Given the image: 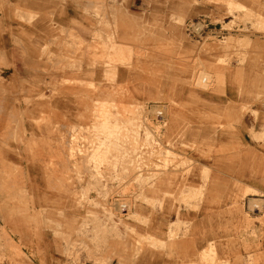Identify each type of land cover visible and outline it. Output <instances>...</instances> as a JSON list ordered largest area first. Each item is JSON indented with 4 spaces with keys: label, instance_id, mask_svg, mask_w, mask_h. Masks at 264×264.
Masks as SVG:
<instances>
[{
    "label": "rangeland",
    "instance_id": "374dc122",
    "mask_svg": "<svg viewBox=\"0 0 264 264\" xmlns=\"http://www.w3.org/2000/svg\"><path fill=\"white\" fill-rule=\"evenodd\" d=\"M41 1L0 0V264H264L254 232L195 228L177 113L230 83L259 118L264 0Z\"/></svg>",
    "mask_w": 264,
    "mask_h": 264
},
{
    "label": "crops",
    "instance_id": "0c3cea01",
    "mask_svg": "<svg viewBox=\"0 0 264 264\" xmlns=\"http://www.w3.org/2000/svg\"><path fill=\"white\" fill-rule=\"evenodd\" d=\"M56 5L55 0L48 3L41 1L38 8L30 9L38 10V18H50L45 14L54 11L55 15ZM141 6L136 9L143 11ZM186 9L188 10L187 6ZM143 19H146L145 15ZM36 30L39 31L38 28ZM168 33V30L156 32L157 36L163 38L168 37ZM10 49L11 47L9 52ZM183 66L193 69L194 62L193 66L192 62ZM199 96L207 103L187 112H177L190 121L191 125L186 130L187 140L196 145L189 154L193 166L187 181H192L193 185L189 197L201 200L197 209L188 211V215L192 217L195 228H208L215 231V234L218 230L226 233L238 226H241V230L246 229L247 234L248 231L250 234L254 232L256 239L243 235L244 238L239 239V245L259 246L256 254L263 255L264 110L256 118L251 113L242 114L239 107H229L232 103L242 102L236 97L237 91L230 83L226 84L224 90L208 89ZM184 100L193 101V98L186 97ZM177 127H180V122H177ZM34 176L39 178L40 174L35 173ZM184 213L186 212L183 210ZM174 219L177 218L173 217L171 221ZM6 228L12 235L18 232L17 228L11 226ZM214 235L208 237L215 239ZM228 244H232L231 239L224 242V245ZM24 253L30 264H57L56 256L49 253L45 259L35 258L27 249ZM250 254L253 255L252 252L241 253L245 261Z\"/></svg>",
    "mask_w": 264,
    "mask_h": 264
},
{
    "label": "bare ground",
    "instance_id": "6f19581e",
    "mask_svg": "<svg viewBox=\"0 0 264 264\" xmlns=\"http://www.w3.org/2000/svg\"><path fill=\"white\" fill-rule=\"evenodd\" d=\"M8 131V130H7ZM110 167V166H109ZM111 170V169H110ZM145 171V170H144ZM113 172V171H112ZM125 175V174H124ZM119 176V175H118ZM138 177H139V175H138ZM130 180V179H129ZM120 186V185H119ZM118 187V186H117ZM142 201V200H141ZM256 206V205H255Z\"/></svg>",
    "mask_w": 264,
    "mask_h": 264
}]
</instances>
